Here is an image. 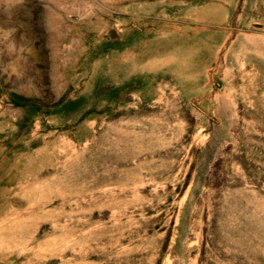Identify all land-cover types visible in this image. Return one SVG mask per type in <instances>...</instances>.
I'll return each mask as SVG.
<instances>
[{"label": "rangeland", "instance_id": "1", "mask_svg": "<svg viewBox=\"0 0 264 264\" xmlns=\"http://www.w3.org/2000/svg\"><path fill=\"white\" fill-rule=\"evenodd\" d=\"M0 264H264V0H0Z\"/></svg>", "mask_w": 264, "mask_h": 264}]
</instances>
